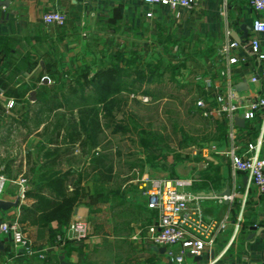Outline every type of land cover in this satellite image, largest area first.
Returning <instances> with one entry per match:
<instances>
[{"label": "crops", "instance_id": "1", "mask_svg": "<svg viewBox=\"0 0 264 264\" xmlns=\"http://www.w3.org/2000/svg\"><path fill=\"white\" fill-rule=\"evenodd\" d=\"M51 10L66 12L64 26L44 23L43 14ZM256 18L264 20V13L254 10L250 0H195L191 9L151 6L140 0H10L8 6H0V146L4 147L7 135L17 128V114L23 109L26 112L34 105L44 107L36 102L39 90L44 86L52 88L61 80H76L74 73L66 79L68 75L59 71V66L71 65L77 69L81 65L78 61L76 64L74 58L81 51L89 53L90 46L100 51L108 49L112 55L119 52L127 56L134 54L149 61H161L167 52L195 49L197 54H186L171 65H180V72L187 67L189 59L197 61L194 65L195 79L201 85L204 97L212 93L204 89V78L220 80V89L227 91L228 78L221 75V71L226 70L237 93L233 101L240 105L249 104L264 93V64L249 48L250 39L260 37L252 29ZM243 24H246L249 39L224 54L222 47L235 41L231 32L242 35ZM195 55L198 57L195 58ZM232 56L238 58L237 63L229 64L228 59ZM43 64L48 68L51 66L55 72L51 74L44 70ZM253 76L257 77L256 81L252 79ZM239 83L245 85L238 88ZM10 100L15 102L12 108L8 107ZM243 112V108L239 109L234 117ZM212 118L224 129L217 144L213 145L218 151H203L208 148L205 147L201 149L203 158H190L186 163L181 162L174 168L166 167L156 175L192 178L193 184L185 189L202 196L201 204L206 218L228 216V226L218 234L216 242L199 255L188 254L187 264H264V195L260 194L245 172L233 168L229 155L231 148L236 147L237 152H243L248 142L257 140L263 122L261 112L253 120H245L243 127L237 125L234 119L237 132L234 142L227 133L229 120L225 116ZM62 134L63 131L60 136L55 133L46 139L40 135L35 139L27 138L22 148L25 154L20 158L11 155H3L5 158H2L0 153V174L6 179L0 199L16 203L10 209L0 211L2 220H20L21 206L36 203V199L30 195L20 203L16 180L21 175L31 180L46 172L49 169L46 161L50 158L46 152L50 149L57 148L60 154L52 171L57 175L67 171L82 174L81 192H85L84 197L74 205L67 224L56 219L41 225L20 220L36 248H49L46 258L27 256L13 246L8 236L0 235V264H61L62 258L71 264H171L160 251L161 247L148 238V227L156 222L158 212L148 207L142 185L138 184L141 201L136 206H125L126 201L136 197L135 194L130 195V188L118 190L125 202H115L116 207H122V213L115 214L116 210L111 209L114 198L104 189L105 183L94 181L97 179L96 171L90 169L94 155L89 156L88 152L83 151L78 158L79 144H67ZM261 152L264 154V145ZM55 156L52 157L55 159ZM78 161H82L80 167H77ZM87 172L90 173L85 178ZM144 175L148 176L144 173L142 177ZM28 183L30 191L33 187L29 180ZM94 184L98 185L97 189ZM227 187L232 190L230 200L216 199L215 196L222 195ZM95 190L97 192L92 196ZM95 196H99V199ZM110 213L114 216L108 218ZM128 215L133 216L129 221L132 228L129 232H122L120 226L130 224L126 222ZM77 218L87 221L88 237L82 242L69 243L64 248L56 247L54 233H65ZM106 219L108 222L117 220L112 231L110 228L101 230L102 221ZM253 225L257 226L258 231L251 229Z\"/></svg>", "mask_w": 264, "mask_h": 264}, {"label": "rangeland", "instance_id": "2", "mask_svg": "<svg viewBox=\"0 0 264 264\" xmlns=\"http://www.w3.org/2000/svg\"><path fill=\"white\" fill-rule=\"evenodd\" d=\"M90 49L88 51L91 53L81 51L79 56L74 58L76 64L78 61L81 65L78 70L82 71L86 67L84 64H87L90 70L99 68L106 71L102 62H108L110 51H100L93 46H90ZM194 52L195 49L167 52L161 61H149L145 58L144 64L140 63V60L129 67L122 63L125 69H118L121 77L114 79L120 81L116 89L109 84L103 89H98L93 85L82 86L75 79L61 80L58 84L65 83L64 91L60 90L57 100L63 103V107L48 110L45 105H34L29 110L26 109V112L23 109L22 112L25 113L17 114V128L7 135L4 147L0 146L2 158L8 155L20 158L25 154L22 148L24 149L27 138L35 139L39 135L43 139L50 138L55 134L54 126L58 121L63 120L66 124L77 121L78 108L83 103L88 107L96 105L100 108L103 132L99 146L90 150L86 148V152L89 156L98 153L105 155L107 161L113 164V179L104 184V189L114 198L111 209L116 210L115 214L122 213V207L115 206V202H125L122 194H119L120 188H130V195H136L126 201L125 206L137 204L141 201L138 189L141 182L137 180H140L144 173L154 177L166 167L174 168L181 162L186 163L190 158H203L201 149L216 145L222 136L217 122L213 118L204 117L196 108L197 100L204 97L203 89L195 79L197 75L194 65L197 61L189 59L187 67L180 72L172 68L171 64L178 62L186 54H197ZM149 62L151 65H147ZM59 71L68 75L65 76L68 79L76 69L67 65L59 66ZM73 88L77 90L76 93L72 92ZM107 95L108 98L104 102L97 100V97ZM110 100L113 107L110 109V115L106 116L101 108L109 105ZM77 148L79 158L84 152ZM81 162H77V167H80ZM28 180L30 181L29 178ZM94 188L97 189L98 185L94 184ZM96 192L97 190L92 196ZM95 197L99 199V196ZM131 215H128L126 222L133 219ZM110 216L114 215L110 213L108 218ZM102 222L105 225L102 224L101 230L110 228L112 231L117 220H109L113 223H109L107 219ZM129 223L120 226L122 232L131 230L132 224Z\"/></svg>", "mask_w": 264, "mask_h": 264}, {"label": "built area", "instance_id": "3", "mask_svg": "<svg viewBox=\"0 0 264 264\" xmlns=\"http://www.w3.org/2000/svg\"><path fill=\"white\" fill-rule=\"evenodd\" d=\"M146 5H163L170 8L182 7L191 9L195 0H140ZM250 4L258 13H264V0H250ZM151 13H148L150 15ZM42 19L50 26L62 27L67 20L66 12L62 10H51L43 14ZM252 29L259 33L260 37H252L249 41L250 50L264 64V20L254 19ZM235 41L228 42L222 47V52L228 54L230 50L237 47ZM229 64L238 62L235 56L229 57ZM222 77L228 78V89L222 92L221 81L213 78L202 79L204 89L211 96L202 97L196 102V108L204 117H223L229 120L227 130L231 141L237 139L234 114L239 109H244V119L253 120L258 112L262 115V129L255 142H248L243 152H237L236 147L229 150L231 164L236 171L245 172L252 184L264 195V154L261 150L264 145V93L256 96L249 104L240 105L233 100L237 98L229 75L226 70L221 71ZM264 79V69L262 72ZM198 79H201L200 77ZM257 80L256 76L252 78ZM2 92H0V95ZM14 104L10 100L8 107ZM218 151L216 146L205 148L203 151ZM5 177L0 174V195L5 183ZM143 194L147 197L149 208L158 212L156 222L148 227L149 240L159 246L164 247V255L171 264H187V255L201 254L208 246L216 242L220 232L226 230L228 226V216L221 219H207L201 204L202 196L191 193L185 187L193 184L192 178L144 175L141 179ZM16 183L18 185V199L23 203L27 198L29 190L28 178L21 175ZM219 201L226 200V196H215ZM231 198V197H230ZM1 219V218H0ZM0 235L8 236L16 249L22 250L27 256H38L40 259L46 258L48 247L38 249L32 239L26 234L18 218L2 220L0 223ZM89 235V225L87 221L75 219L70 223L65 233L60 232L56 236L55 246L64 248L69 243L82 242ZM231 264H236L232 262Z\"/></svg>", "mask_w": 264, "mask_h": 264}, {"label": "trees", "instance_id": "4", "mask_svg": "<svg viewBox=\"0 0 264 264\" xmlns=\"http://www.w3.org/2000/svg\"><path fill=\"white\" fill-rule=\"evenodd\" d=\"M109 57L110 59L108 62H102V64L105 65L106 71L99 70V68L93 71L89 69L88 65H86L82 71H79L78 69L80 67H78L74 73L76 75V80L82 86L93 85L97 86L96 88L98 89H103V87L109 84L110 86L112 85V88L116 89L120 85V81L114 80L116 77L118 79L121 77V74L119 73L120 70H118L119 68L125 69L124 65L129 67L134 65L135 61L140 62V60V63L144 64L143 60L134 54L127 56L126 54L119 52L114 55L110 54ZM122 63L124 65H122ZM43 65L44 70H48L51 74L55 72L51 66L48 65V68L47 65ZM147 65H151V63L149 62ZM180 67V65H172V68L176 72L179 71ZM64 85L65 83L62 82L61 85L57 84L52 88L44 86L43 89L38 91L36 102L45 105L48 110L63 107V103L57 100V96L60 90L64 91ZM72 92L76 93L77 90L73 88ZM107 98L108 95L97 97V100L99 102H104ZM110 101L108 103L109 105L101 108V110L105 111L106 116L110 115V109L113 107V102ZM28 103L30 102L28 101ZM78 113L79 118L77 121H71L72 123L68 122L67 124L63 123V120L58 121L54 127L55 133L57 136H60L63 131L62 137L64 138V141L71 146L78 143V146L82 151H86V148L88 150L96 148L99 146L100 135L103 132L100 108L96 105L88 107L83 103L78 108ZM217 125L219 126L220 133L222 134V132H224L223 127L218 122ZM50 140L52 141V138ZM54 154L56 155L55 159L52 157ZM46 155L50 157L46 161V165L48 164L47 168L49 169H47L46 172H42L39 176L31 178L30 186L33 188L27 193V195L36 199V203L33 206H21L20 220L21 222L41 225L43 222L56 219L61 223L67 224L72 214L74 205L82 197H84L85 194V192H81L83 179L81 176L82 174L67 171L61 175H57L52 171V167L53 164H55L56 159L60 156L58 149H50L46 152ZM90 169L93 172L96 171L97 179L94 180L96 182L99 181L106 183L112 181L113 179L114 166L112 163L107 161L105 155L100 153L94 155L91 160ZM89 173L90 172H87L84 175L85 178L89 175ZM70 187H72L71 191L69 190ZM58 233L60 232L57 231L54 233L53 237L55 240ZM68 245L69 244L65 247Z\"/></svg>", "mask_w": 264, "mask_h": 264}, {"label": "water", "instance_id": "5", "mask_svg": "<svg viewBox=\"0 0 264 264\" xmlns=\"http://www.w3.org/2000/svg\"><path fill=\"white\" fill-rule=\"evenodd\" d=\"M9 4H10V0H0V6H3V5L8 6ZM242 28L244 30V33L242 35H239L235 31H232L231 32L232 38L238 44H243L244 42H246L249 39L248 31L246 29V24H243L242 25ZM45 79L47 80V78H45ZM244 85H245L244 83H239L238 84V88L243 87ZM33 95H34V93H33ZM234 119H235V122H236L237 125H239L241 127H243L245 125L244 114H236L235 117H234ZM231 193H232V190H231L230 187H227L226 190L222 193V195L226 196V201L227 202L230 200ZM15 205H16V203H12V202H8V201H4V200L0 199V211L1 210L6 211V210L10 209L12 206H15ZM0 223H1V219H0ZM251 229L257 230L258 228H257L256 225H253V226H251ZM0 248H2L1 239H0ZM159 249H160V251L162 253L165 252V248L164 247H161ZM189 255H192V254L189 253ZM61 264H71V263L69 261H66V260H64L62 258L61 259Z\"/></svg>", "mask_w": 264, "mask_h": 264}]
</instances>
